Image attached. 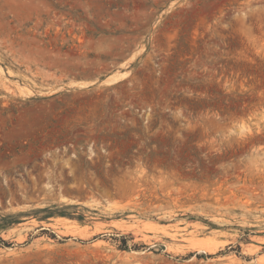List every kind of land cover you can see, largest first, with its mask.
Returning <instances> with one entry per match:
<instances>
[{
	"label": "rangeland",
	"instance_id": "374dc122",
	"mask_svg": "<svg viewBox=\"0 0 264 264\" xmlns=\"http://www.w3.org/2000/svg\"><path fill=\"white\" fill-rule=\"evenodd\" d=\"M0 264H264V0H0Z\"/></svg>",
	"mask_w": 264,
	"mask_h": 264
},
{
	"label": "bare ground",
	"instance_id": "6f19581e",
	"mask_svg": "<svg viewBox=\"0 0 264 264\" xmlns=\"http://www.w3.org/2000/svg\"><path fill=\"white\" fill-rule=\"evenodd\" d=\"M203 250V249H202ZM201 251V250H200ZM204 252V251H203ZM206 252V251H205Z\"/></svg>",
	"mask_w": 264,
	"mask_h": 264
}]
</instances>
